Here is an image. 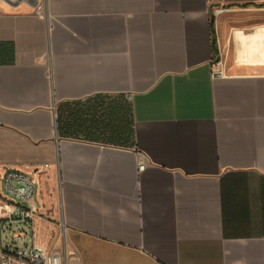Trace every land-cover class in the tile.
<instances>
[{
	"label": "crops",
	"instance_id": "crops-1",
	"mask_svg": "<svg viewBox=\"0 0 264 264\" xmlns=\"http://www.w3.org/2000/svg\"><path fill=\"white\" fill-rule=\"evenodd\" d=\"M218 1L0 0V178L34 177L36 246L264 264V0Z\"/></svg>",
	"mask_w": 264,
	"mask_h": 264
},
{
	"label": "built area",
	"instance_id": "built-area-1",
	"mask_svg": "<svg viewBox=\"0 0 264 264\" xmlns=\"http://www.w3.org/2000/svg\"><path fill=\"white\" fill-rule=\"evenodd\" d=\"M10 1V0H9ZM222 10H214L218 15ZM44 17L42 5L35 9ZM140 155L139 169L146 158ZM44 163L43 166H47ZM41 165L35 166L39 171ZM37 183L31 173L20 169L5 171L0 178V259L1 264H80L77 253L68 247L66 228L60 224L55 242L48 247L35 245L34 221L38 212Z\"/></svg>",
	"mask_w": 264,
	"mask_h": 264
},
{
	"label": "rangeland",
	"instance_id": "rangeland-1",
	"mask_svg": "<svg viewBox=\"0 0 264 264\" xmlns=\"http://www.w3.org/2000/svg\"><path fill=\"white\" fill-rule=\"evenodd\" d=\"M218 2H224V4L222 5V7L220 6L219 8H216V9H214V10H222V12L221 13H223V12H225L227 9H229V8H231V7H233V5H235L234 3H231V2H250V0H219ZM261 2H264V1H261ZM214 10L212 11V14H213V16H218V15H214ZM220 13V14H221ZM253 36V35H252ZM251 36V37H252ZM260 36H264V35H260ZM241 38V37H240ZM244 39H245V37H244ZM262 43H264V40H262ZM248 61H250V60H248ZM242 62V61H241ZM242 63H248L246 60H245V62H242Z\"/></svg>",
	"mask_w": 264,
	"mask_h": 264
}]
</instances>
